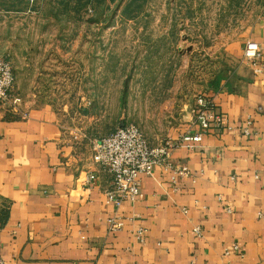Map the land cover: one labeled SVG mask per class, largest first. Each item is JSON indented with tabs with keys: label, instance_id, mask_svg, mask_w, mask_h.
Masks as SVG:
<instances>
[{
	"label": "crops",
	"instance_id": "1",
	"mask_svg": "<svg viewBox=\"0 0 264 264\" xmlns=\"http://www.w3.org/2000/svg\"><path fill=\"white\" fill-rule=\"evenodd\" d=\"M256 2L237 63L202 93L221 124L203 132L189 112L165 135L138 126L150 145L176 146L172 168L140 175L134 202L108 200L111 175L93 161L90 132L67 125L68 111L0 105V264H264V0ZM249 41L260 45L256 62L242 59ZM184 134L202 138L181 142Z\"/></svg>",
	"mask_w": 264,
	"mask_h": 264
},
{
	"label": "rangeland",
	"instance_id": "2",
	"mask_svg": "<svg viewBox=\"0 0 264 264\" xmlns=\"http://www.w3.org/2000/svg\"><path fill=\"white\" fill-rule=\"evenodd\" d=\"M257 5L0 0V55L13 64L14 105L66 110L67 125L90 139L122 122L165 135L188 124L208 80L237 63L234 46Z\"/></svg>",
	"mask_w": 264,
	"mask_h": 264
},
{
	"label": "built area",
	"instance_id": "3",
	"mask_svg": "<svg viewBox=\"0 0 264 264\" xmlns=\"http://www.w3.org/2000/svg\"><path fill=\"white\" fill-rule=\"evenodd\" d=\"M261 54L260 45L254 41L246 43L244 57L256 62ZM15 84V72L11 61L0 55V105H10L15 102L13 94ZM195 117L203 132L210 130L212 125L221 124V118L214 112V104L211 100L200 96L196 101L194 109ZM201 134L181 135V142H198ZM171 139H167L158 145L152 146L147 141L143 132L135 124H123L118 126L110 134L94 139L92 145V158L94 163L111 175V187L107 189L108 200L116 207L122 202L136 201L139 196L141 174H151L156 166L172 168L170 154L175 147ZM180 174H187L181 169ZM94 174H90L87 182L92 183ZM111 231H118L123 226L120 220L110 218L108 220ZM143 229L137 234L140 240L143 239Z\"/></svg>",
	"mask_w": 264,
	"mask_h": 264
}]
</instances>
